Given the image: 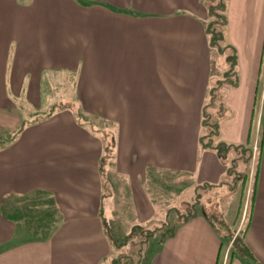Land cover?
Listing matches in <instances>:
<instances>
[{
  "label": "crops",
  "instance_id": "obj_1",
  "mask_svg": "<svg viewBox=\"0 0 264 264\" xmlns=\"http://www.w3.org/2000/svg\"><path fill=\"white\" fill-rule=\"evenodd\" d=\"M224 1L229 51L214 57L204 0H0V264H111L119 216L175 226L140 264H264V0ZM207 121L224 159L202 146ZM256 154L251 258L197 203ZM160 172L179 206L151 197Z\"/></svg>",
  "mask_w": 264,
  "mask_h": 264
},
{
  "label": "rangeland",
  "instance_id": "obj_2",
  "mask_svg": "<svg viewBox=\"0 0 264 264\" xmlns=\"http://www.w3.org/2000/svg\"><path fill=\"white\" fill-rule=\"evenodd\" d=\"M220 2L221 0H204L205 9L208 13V17L206 19L207 20L206 26H209L211 30L209 33L210 36L209 35L208 36L210 37V42L213 43L211 46L214 52V57H215V54H217L216 51H218L219 49H221L222 51L224 50L229 51V46H227L226 48L223 47V45L226 43L224 41V37L222 36L225 34L224 31L226 30V27L219 24L218 16L215 17L211 14L215 12L216 14L219 15V9L217 7L220 4ZM223 2L225 3L224 0ZM212 21L215 22V24L211 25ZM233 49H234L233 47L230 48V51ZM219 60L221 61V59ZM231 60L232 58L227 59V62L229 63V65H231V63L229 62ZM51 86L52 85H50V87ZM48 95L54 96V99H60L59 97H62L60 100H63L66 97L72 98V100H74L73 101L74 104H72L71 109H73L72 111L75 114L83 116L85 114H89L90 112H92L91 110H93L92 113L95 114L94 110L97 107L96 106L89 107L92 109L84 107L85 109L84 111L82 105L80 104L81 100H77V96L74 91L53 90L51 87V89L46 91V96L48 97ZM72 100L68 102H71ZM46 108H49V106H46ZM98 124L99 126L106 127L104 128V130H108V128L110 129L112 127L111 123H106L104 126V122L102 121L101 122L99 121ZM246 157H249V155L248 154L246 156L244 155V158ZM245 164H247L246 169H244ZM253 166H254V163H253ZM253 166H252V171L251 170L249 171L248 170L249 161H247L246 163H240V168L234 171L235 174L233 173H231L230 175H228V173L226 174L225 178L222 180V185L220 187L210 186L206 188L205 191L198 192L199 202L197 204L199 206L198 211L200 212V214H203L204 216H206L208 220L213 224V226L221 233V236H224L223 238L224 242L227 243V241L230 240L233 243L235 241V246L238 245L239 247L242 243V237H243L240 230H243V232H245L250 226V222H251V210L248 213L249 197L251 195V191L253 187V173L256 174V169H257V166H256V169L255 167L253 168ZM241 172H243L244 174L248 173V178L246 179V181H244V179L242 178V175L240 174ZM160 173L162 175L161 177H159V179H156V180L151 179V181L149 180V182H151L152 184L151 185V188H152L151 197H153L154 200H157V202H160V203H157L159 205H162V204L166 205L167 203H170L172 205L178 204L177 206H179L180 203H175L173 201H170V198H169L171 194L176 193L177 188L179 186L173 185V186H169L170 188L165 186L168 184L167 178L169 176L164 175L166 172L164 173L160 172ZM173 176L175 175H172V177ZM238 176L240 178L236 179V177ZM175 178H177V176H175ZM175 178L173 177L174 182H175ZM240 194L244 196L242 204L239 199ZM118 202L119 203L112 204V207L114 208L111 210H115L117 212L118 208L122 210V208H125L127 205L129 206L125 195H123L122 198H120ZM190 207H191L190 203L187 204L185 202L178 209L180 210V213L182 215L187 216L193 213V210ZM247 213L248 215L246 217ZM119 214L121 213L119 212ZM160 219L161 218L159 216L158 217L155 216L154 218H152V221L150 224H144V223L138 222L137 219L128 218V217L124 218L121 216H119V218L118 217H108L106 219V221H108L109 223L108 224L109 229L111 227L110 226L111 222L115 224L120 222L121 223L120 228L124 231V233L128 236L131 235V239L124 244L125 248L121 251V253H124V255H127L128 259L130 260L124 259L122 261L123 262L122 264H128V262L131 260L136 263L139 260L140 255L144 257L146 248L148 246V241L151 239L149 243L152 244L154 242V239L156 242L158 237L161 238V235L163 234V232H165L166 228L160 225V222H159ZM169 226L171 227L173 226V224H169ZM236 228H238V230L234 231ZM146 235H150V238L148 240H146L147 238ZM124 237L125 236H120V237H117L116 239L120 241L121 243ZM233 250H235L234 247H233ZM247 250H248V254L251 255V258H253L248 248Z\"/></svg>",
  "mask_w": 264,
  "mask_h": 264
},
{
  "label": "trees",
  "instance_id": "obj_3",
  "mask_svg": "<svg viewBox=\"0 0 264 264\" xmlns=\"http://www.w3.org/2000/svg\"><path fill=\"white\" fill-rule=\"evenodd\" d=\"M218 9H219V15L218 14H216L215 12H213V13H211L213 16H215V17H219V24H221L222 26H224L225 25V22H226V20H225V16H224V14H223V10H224V2H223V0H221V2H220V4L218 5V7H217ZM212 24L211 25H213V24H215V22H211ZM206 31H207V33H208V35H209V33H210V27L209 26H206ZM219 35V34H218ZM210 36V35H209ZM220 36V35H219ZM210 38V37H209ZM211 43V42H210ZM213 43H211V45H212ZM220 51H222L221 49H219ZM232 61H234L233 60V58H232ZM204 126H206V131H208V133L206 134V136H205V139L207 140L214 132H215V125L214 124H211V123H209V121H207L206 123H205V125ZM212 141L211 140H209L208 139V141L207 142H205L204 141V143H203V141H202V146L203 147H205V148H213V149H215L216 151H217V153H218V155L222 158V159H224L225 158V154L227 153V151L230 149V148H232V146H230V145H226V144H220V145H218V146H216V147H213L212 146V143H211ZM252 146H254V143L252 144ZM251 148V147H250ZM249 147H248V149L246 150L247 152H250L251 150H252V148L250 149ZM238 149V148H237ZM248 155H249V153H247ZM243 158H244V156H243ZM254 166H253V168L255 167V169H256V166H257V168H258V155H255L254 156ZM234 171H236V169L235 168H233V167H230L229 168V170H228V173L229 174H231V173H233V174H235L234 173ZM254 171V170H253ZM248 173H249V171H248ZM248 173L247 174H244L243 172H241L240 174L242 175V178L244 179V181H246V179L248 178ZM256 177H257V169H256V174H254L253 173V187H255V181H256ZM240 177L238 176V177H236V179H239ZM252 187V191H251V195H250V197H249V210H248V213H249V211L251 210V205H252V202H253V197H254V192H255V188H253ZM192 209V208H191ZM248 213L246 214V217H247V215H248ZM190 215V214H189ZM246 217H245V219H246ZM188 217H182V219H179V220H186ZM161 226H163V227H165L166 228V230H165V232H163V234L161 235V238L162 239H164V238H166V237H170V236H172L173 235V233H174V228H175V226L173 225V226H169V224H167L166 222L165 223H162L161 224ZM106 228V227H105ZM241 231V234H242V243H241V245H240V247L238 246V245H236L235 246V241L231 244V248H232V250H233V247L235 248V250H233L235 253H237V254H239V255H241V256H245V257H251V255L250 254H248V250H247V248H246V246H245V244H244V240H243V238H244V235L243 234H245V232H243V230H240ZM239 231V232H240ZM106 233H107V235H108V237H109V239H110V241L116 246V248L117 249H120V248H122L123 246H124V244L127 242V241H129L130 239H131V235H129V236H127L126 238H125V240H124V242L122 243V244H117L114 240H113V238H112V236H111V234L109 233V230L106 228ZM146 240H148L149 238H150V235H146ZM236 247H237V249H236ZM237 251H239V252H237ZM248 255V256H247ZM142 257L143 256H139V260L135 263V262H133L132 260L131 261H129L128 262V264H138L139 262H141V260H142ZM124 259H128V257H127V255H124V253H119V255L117 256V257H115L113 260H112V262H111V264H122L123 262V260ZM128 260H130V259H128ZM140 264V263H139Z\"/></svg>",
  "mask_w": 264,
  "mask_h": 264
},
{
  "label": "built area",
  "instance_id": "obj_4",
  "mask_svg": "<svg viewBox=\"0 0 264 264\" xmlns=\"http://www.w3.org/2000/svg\"><path fill=\"white\" fill-rule=\"evenodd\" d=\"M253 151H254V152H255V151H257V148H256V146H254V147H253Z\"/></svg>",
  "mask_w": 264,
  "mask_h": 264
}]
</instances>
